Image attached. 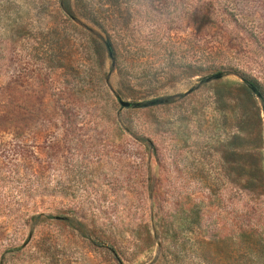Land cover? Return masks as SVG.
<instances>
[{
  "label": "rangeland",
  "instance_id": "rangeland-1",
  "mask_svg": "<svg viewBox=\"0 0 264 264\" xmlns=\"http://www.w3.org/2000/svg\"><path fill=\"white\" fill-rule=\"evenodd\" d=\"M0 264H264V0H0Z\"/></svg>",
  "mask_w": 264,
  "mask_h": 264
},
{
  "label": "water",
  "instance_id": "water-1",
  "mask_svg": "<svg viewBox=\"0 0 264 264\" xmlns=\"http://www.w3.org/2000/svg\"><path fill=\"white\" fill-rule=\"evenodd\" d=\"M107 48H108V53H109V55H111V52H110L109 47H107ZM219 77H220L219 74H216V75L214 76L215 79H218ZM248 87H249L250 91H251L253 94L259 96V92H258V90L256 89V87H255L254 85L249 84ZM118 103H119V105H120L122 108H129V107L143 108V107H146V106H153V105L156 104L155 101L150 102V103H148V104H139V103L132 104V103H130V102L123 101V100H121V99H118Z\"/></svg>",
  "mask_w": 264,
  "mask_h": 264
},
{
  "label": "trees",
  "instance_id": "trees-1",
  "mask_svg": "<svg viewBox=\"0 0 264 264\" xmlns=\"http://www.w3.org/2000/svg\"><path fill=\"white\" fill-rule=\"evenodd\" d=\"M69 11V10H68Z\"/></svg>",
  "mask_w": 264,
  "mask_h": 264
}]
</instances>
